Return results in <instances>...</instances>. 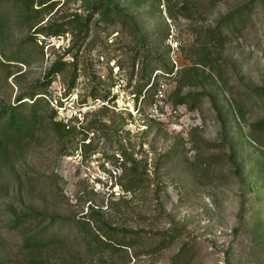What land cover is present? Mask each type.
<instances>
[{"label": "rangeland", "instance_id": "1", "mask_svg": "<svg viewBox=\"0 0 264 264\" xmlns=\"http://www.w3.org/2000/svg\"><path fill=\"white\" fill-rule=\"evenodd\" d=\"M254 1L202 0L191 9V0H51L29 14L0 0V107L44 92L58 64L63 73L38 96L45 100L41 113L56 112V121L81 132L61 140L46 121L32 140L1 156L0 210L179 234L167 250L140 244L128 258L92 255L65 229L60 246L34 258L123 264L126 256L130 264H172L186 248V264H264V139L253 137L254 124L264 120V6ZM109 3L135 19L144 45L130 27L102 21L99 8ZM212 28L223 32L224 48L204 44ZM172 33L180 42L175 57ZM156 70L170 77L159 75L148 90ZM158 82L166 85L162 99ZM190 95L195 100L182 104ZM25 101L31 115L32 101ZM227 145L238 173L225 156ZM125 150L148 161L149 191L127 195L118 186ZM119 200L122 213H109L110 202ZM32 255L15 238L0 247V261Z\"/></svg>", "mask_w": 264, "mask_h": 264}, {"label": "trees", "instance_id": "2", "mask_svg": "<svg viewBox=\"0 0 264 264\" xmlns=\"http://www.w3.org/2000/svg\"><path fill=\"white\" fill-rule=\"evenodd\" d=\"M12 7L20 6L22 11L27 13H38L35 10V6L39 5L45 6L49 1L47 0H5ZM187 3L190 0H186ZM202 0H191V9L196 7L197 3H201ZM214 1V0H213ZM216 1V0H215ZM259 1L264 6V0ZM2 4H0L1 6ZM6 5V4H4ZM102 6L99 8V13H102L101 19L104 22H109L111 19H115L118 23L125 27L131 28V34L138 36L140 38L139 44H145V38L141 34L138 24L135 19L125 13L118 5L108 4L106 10L102 12ZM98 13V12H97ZM234 17V16H233ZM232 19V17H230ZM91 21V20H89ZM37 34H41L38 30ZM57 33V32H56ZM204 44L208 46H218L224 48L225 36L221 29L212 28L204 34ZM16 60V58H12ZM12 61V60H8ZM162 67L167 68L166 62H161ZM143 69V80H146L149 75V63L146 62ZM63 67H59L55 64L51 67L47 80L42 84L41 91L35 92L27 96L26 98L20 96L17 98V104L13 106H2L0 107V157L5 156L10 152V150L21 142L25 141L28 137L33 139L35 130L46 121L50 123L52 131L61 140L68 137L76 136L77 133H81L77 126L72 124H64L63 122L56 121V112L51 115H43L41 113V108L43 100L39 95L45 94V89H48L52 80L58 75L63 73ZM158 71V70H156ZM148 87L150 83L147 84ZM74 86V84H73ZM72 86V87H73ZM155 83L148 89H152ZM158 89V83L156 84ZM141 94V92H139ZM195 95L187 96L181 100L182 104H189L191 100H195ZM25 99L32 101L30 106L32 114L27 115L26 109L29 108ZM49 106V105H48ZM50 107V106H49ZM77 120L72 118L70 123H74ZM97 122H93L91 126H95ZM90 126V127H91ZM106 126V124L104 125ZM107 127V126H106ZM34 133V134H33ZM33 134V135H32ZM253 137L256 141H261L264 139V120H261L254 124L253 126ZM29 138V140H30ZM208 147H211L206 143ZM212 150V148H210ZM225 156L229 164L238 173L240 169L239 161L236 154L232 148L227 145ZM148 161L143 158H139L133 153H129L127 150L122 152L121 163L119 169L121 171L120 182L118 186L127 195H135L140 192H147L152 186L151 179L149 176ZM192 172L198 178L202 176V168L197 163H192ZM1 193V191H0ZM5 193H2L4 199ZM121 200L112 201L108 205V209L113 214H121L123 207L120 206ZM92 214V213H91ZM106 214V213H102ZM37 222L38 226L35 229H27L26 225L31 222ZM102 222L95 223L90 218L85 217L82 219H72V218H60L55 216H48L43 213L28 212L20 214L12 208H6L5 210H0V247L5 246L11 238H15L17 242L22 244L25 250L29 251L32 256L26 259L25 262H14V261H0V264H46L47 262L38 259V254H43L45 251H50L61 244L62 239L65 236V229H72L78 234L81 241L85 244L87 251L92 255L105 253L111 254H122L126 253L129 258L128 251L134 249L140 244H153L155 249L154 252H160L169 249L177 240L179 234H172L170 230L168 231H156L150 232L142 229L131 230L125 227H119L114 225L112 222ZM68 227V228H67ZM67 231V230H66ZM175 231V230H171ZM178 231V230H177ZM190 254L189 250L186 248L183 250L182 254L175 256L172 264H186V259ZM123 264H130L126 259L122 260Z\"/></svg>", "mask_w": 264, "mask_h": 264}, {"label": "built area", "instance_id": "3", "mask_svg": "<svg viewBox=\"0 0 264 264\" xmlns=\"http://www.w3.org/2000/svg\"><path fill=\"white\" fill-rule=\"evenodd\" d=\"M168 44L170 46V49L173 52L172 53L173 57L177 56V53L180 51V42H179L178 38L176 37L175 33H172V35L169 36ZM159 75H164L166 77H170V74H164L161 71H157L154 74V78H153V82H152L151 86L156 82V78ZM165 89H166V85L163 82H158V89H157V97L158 98L162 99L165 97Z\"/></svg>", "mask_w": 264, "mask_h": 264}]
</instances>
